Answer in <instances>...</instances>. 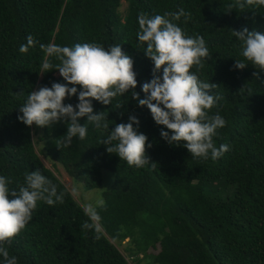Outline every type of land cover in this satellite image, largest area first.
Segmentation results:
<instances>
[{"label": "trees", "instance_id": "16d2710c", "mask_svg": "<svg viewBox=\"0 0 264 264\" xmlns=\"http://www.w3.org/2000/svg\"><path fill=\"white\" fill-rule=\"evenodd\" d=\"M235 3L0 0V175L10 177L9 187L17 188L27 173L38 170L64 193L62 204L49 207L38 201L33 219L7 246L17 264H130L128 258L139 264L144 257L159 264H264V72L251 64L234 67L235 60L244 58L241 42L232 34L244 28L264 34V7L227 11ZM181 8L191 19L185 23L181 17L176 23L187 35L202 36L212 54L196 74L217 85L213 94L220 99L211 114L218 111L227 122L213 138L217 147H229L222 157L192 158L182 145L169 144L160 135L168 130L157 125L148 108L139 106L130 93L109 105L93 100L94 112L107 115L109 131L135 116L139 125L133 126L148 137L152 146L146 152L155 167H130L107 153L101 141L108 133L87 124L86 117L78 118L87 124L86 138H73L67 148L62 144L66 121L37 128L17 119L31 91L66 83L55 69L40 73L45 59L60 63L47 57L41 44H120L134 61L135 91L143 99L141 86L151 80L153 63L137 39L138 15L151 17ZM29 35L37 43L22 52ZM118 102L123 104L116 108ZM64 103L75 107L77 96ZM39 141L42 148L37 150ZM40 154L60 163L89 189L100 186L103 169L113 173L112 184L102 193L105 206L95 207L98 220L90 218ZM86 222L90 228L82 227ZM125 239L130 245L122 251L119 245Z\"/></svg>", "mask_w": 264, "mask_h": 264}, {"label": "clouds", "instance_id": "9594fccd", "mask_svg": "<svg viewBox=\"0 0 264 264\" xmlns=\"http://www.w3.org/2000/svg\"><path fill=\"white\" fill-rule=\"evenodd\" d=\"M246 7H264V0H236L234 5L227 6V11H244ZM181 17L187 23L191 13L181 8L175 13L165 12L151 17L143 12L138 15L137 39L144 45V53L153 63L151 80L141 86L145 94L143 99L135 91L138 81L134 61L122 51L120 44L107 48L97 43L75 44L72 47L41 44L40 48L47 57H54L60 63L53 65L45 59L40 73L55 69L66 83L54 82L51 87L41 86L31 91L26 102L19 107L22 115L17 119L26 126L35 125L37 128H49L57 122L66 121L67 131L62 140L66 148L71 146L73 138L85 139L87 124H91L108 133L101 141L107 153L117 155L130 167H155V163L150 164L146 152L152 146L148 137L133 126L139 125L135 116L130 115L127 123L115 124L109 131L107 115L103 111L94 112L93 100L109 105L113 99L130 93L139 106L148 108L157 125L168 130H162L160 135L169 144L182 145L192 158L219 159L229 147L224 144L217 147L213 140L217 130L227 123L218 111L211 114L220 99L213 94L217 85L202 81L196 74L205 67L212 54L202 36H189L176 23ZM232 34L241 42L244 58L242 61L235 60L234 67L244 69L251 64L259 72H264V34L247 28L233 30ZM36 43L29 35L27 45H21L20 51L25 52L28 45ZM253 76L259 79L258 72H254ZM74 95L78 99L75 107L64 103ZM122 104L118 102L116 108ZM83 117L87 118V124L78 122V118ZM12 183L10 177L0 175V257L3 264H17V258L10 256L7 246L33 219L38 201L49 207L64 203V193H58L57 186L38 170L27 173L24 184H18L17 188H10ZM97 204L105 206L103 199H99ZM86 213L92 220L99 219L91 205L86 207ZM82 227L87 229L91 224L86 222Z\"/></svg>", "mask_w": 264, "mask_h": 264}, {"label": "rangeland", "instance_id": "374dc122", "mask_svg": "<svg viewBox=\"0 0 264 264\" xmlns=\"http://www.w3.org/2000/svg\"><path fill=\"white\" fill-rule=\"evenodd\" d=\"M126 7V2L122 1L120 6V11L123 13L124 9ZM36 138V136H34ZM36 149L39 150L42 148V141L36 142L35 144ZM40 157L44 164L52 169L54 173L57 175V177L61 180V182L68 188V190L72 193L74 198L78 200L83 207L86 209L88 205H91L93 208H95L98 204L97 201L99 199H103L102 193L109 189L110 185L113 181V173L107 169L102 170V182L100 186L95 188H86L83 183L79 181H75L72 179V177L66 172L64 167L58 163L50 160L46 156L40 154ZM130 242L128 239L123 240V243L119 245V248L124 251L125 246H129ZM150 251L155 252L154 250L150 249ZM129 259L130 264H136L133 260ZM148 258H143L139 264H159L154 262H148Z\"/></svg>", "mask_w": 264, "mask_h": 264}]
</instances>
